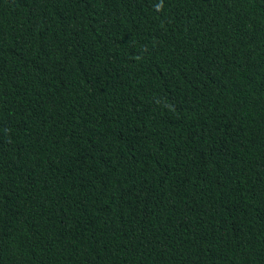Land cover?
I'll list each match as a JSON object with an SVG mask.
<instances>
[{"label":"trees","instance_id":"trees-1","mask_svg":"<svg viewBox=\"0 0 264 264\" xmlns=\"http://www.w3.org/2000/svg\"><path fill=\"white\" fill-rule=\"evenodd\" d=\"M0 264H264V0H0Z\"/></svg>","mask_w":264,"mask_h":264}]
</instances>
